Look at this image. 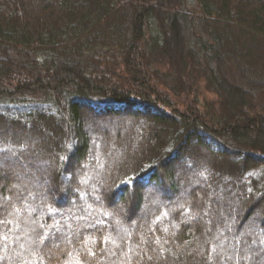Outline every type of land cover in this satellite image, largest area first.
<instances>
[{
    "label": "trees",
    "instance_id": "obj_1",
    "mask_svg": "<svg viewBox=\"0 0 264 264\" xmlns=\"http://www.w3.org/2000/svg\"><path fill=\"white\" fill-rule=\"evenodd\" d=\"M0 149V264H264V0H0Z\"/></svg>",
    "mask_w": 264,
    "mask_h": 264
},
{
    "label": "snow or ice",
    "instance_id": "obj_2",
    "mask_svg": "<svg viewBox=\"0 0 264 264\" xmlns=\"http://www.w3.org/2000/svg\"><path fill=\"white\" fill-rule=\"evenodd\" d=\"M20 147H21V150L24 148L23 145H21ZM0 151H5V149H0ZM6 151H10V152H13V153L15 152V150L13 148H8V149H6ZM61 159L63 160V159H65V157H61ZM200 175L203 176L204 173L201 172ZM252 243H253V245H256L257 242L256 241H253ZM260 245H264V240H261L260 241ZM261 256H264V251L261 252ZM77 264H79V262H77Z\"/></svg>",
    "mask_w": 264,
    "mask_h": 264
},
{
    "label": "rangeland",
    "instance_id": "obj_3",
    "mask_svg": "<svg viewBox=\"0 0 264 264\" xmlns=\"http://www.w3.org/2000/svg\"><path fill=\"white\" fill-rule=\"evenodd\" d=\"M204 95V99H206V100H208V99H211L212 98V96H209V95H205V94H203ZM179 107V106H178ZM180 109H182V107H179Z\"/></svg>",
    "mask_w": 264,
    "mask_h": 264
}]
</instances>
